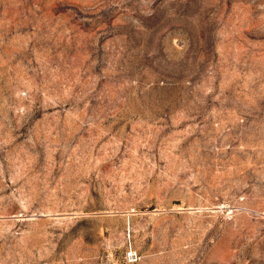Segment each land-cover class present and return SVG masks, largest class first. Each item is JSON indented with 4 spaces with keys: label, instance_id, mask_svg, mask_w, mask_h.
I'll return each mask as SVG.
<instances>
[{
    "label": "rangeland",
    "instance_id": "rangeland-1",
    "mask_svg": "<svg viewBox=\"0 0 264 264\" xmlns=\"http://www.w3.org/2000/svg\"><path fill=\"white\" fill-rule=\"evenodd\" d=\"M0 264H264V0H0Z\"/></svg>",
    "mask_w": 264,
    "mask_h": 264
}]
</instances>
